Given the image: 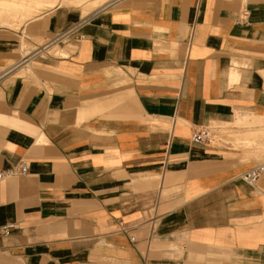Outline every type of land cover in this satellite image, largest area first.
Returning a JSON list of instances; mask_svg holds the SVG:
<instances>
[{
	"label": "crops",
	"instance_id": "1",
	"mask_svg": "<svg viewBox=\"0 0 264 264\" xmlns=\"http://www.w3.org/2000/svg\"><path fill=\"white\" fill-rule=\"evenodd\" d=\"M83 19L66 55L32 51ZM261 119L264 0L0 25V170L28 164L0 181V264H264V175L241 179L264 163Z\"/></svg>",
	"mask_w": 264,
	"mask_h": 264
},
{
	"label": "built area",
	"instance_id": "2",
	"mask_svg": "<svg viewBox=\"0 0 264 264\" xmlns=\"http://www.w3.org/2000/svg\"><path fill=\"white\" fill-rule=\"evenodd\" d=\"M83 20L73 24L69 28L63 30L62 32L56 34L53 38L50 40H47L39 46H37L34 50H32L34 53H47V54H54L56 55L58 48L62 44L69 43V41L75 37L77 40H80L82 38V35L80 34V28L83 25ZM191 141L194 144H209L211 142V135L207 128L199 127L198 129L194 130ZM28 171V164L25 160H20L16 166H14L11 169L8 170H0V181L7 178L10 175H24ZM264 175V163L257 164L253 166L251 169L246 171L244 174H242L241 179L246 182L247 184L253 185L256 180ZM14 224H5L0 226V235L7 236L9 235L14 229ZM133 240V238H131Z\"/></svg>",
	"mask_w": 264,
	"mask_h": 264
},
{
	"label": "bare ground",
	"instance_id": "3",
	"mask_svg": "<svg viewBox=\"0 0 264 264\" xmlns=\"http://www.w3.org/2000/svg\"><path fill=\"white\" fill-rule=\"evenodd\" d=\"M104 2H109V0L107 1L104 0ZM61 5H66L70 7H81L82 14L84 16H86V14H89V12H93L94 10L96 11L97 10L96 8H99L98 6L104 7V3L102 0H0V25H7L12 27L14 26V28H18L26 21L35 17L40 12L41 9L53 8L55 6H61ZM84 20L85 19H83V21ZM23 42L21 44H23ZM66 53H67L66 51L59 50L57 54L66 55ZM262 121H264V119L263 120L261 119V122ZM262 136L264 139V131L262 132ZM257 140L261 143L259 139ZM257 146H259L258 143ZM258 148L261 147L259 146Z\"/></svg>",
	"mask_w": 264,
	"mask_h": 264
},
{
	"label": "rangeland",
	"instance_id": "4",
	"mask_svg": "<svg viewBox=\"0 0 264 264\" xmlns=\"http://www.w3.org/2000/svg\"><path fill=\"white\" fill-rule=\"evenodd\" d=\"M102 1H103V3H104V7H105V6H107L108 4H110V3H112L113 1H116V0H111V1L109 0V2H104V0H102ZM105 1H107V0H105ZM61 6H63V7H67V8L70 7V6H66V5H61ZM98 7H99V8H96V9H97L96 11L94 10L93 12H89V14H90V13H95V12L101 10L102 8H104V7H102V6H98ZM75 8H80V9H81V7H75ZM44 9H49V8H43V9L40 10V12H41L42 10H44ZM81 11H82V10H81ZM40 12H39V13H40ZM39 13H38V14H39ZM86 15H88V14H86ZM9 27L14 28V26H13V27H12V26H9ZM22 42H23V41H22ZM25 46H26V45L24 44L23 47H25ZM25 49H26V47H25ZM27 50H28V48H27L25 51H27ZM59 50H60V48H58L57 53H58ZM57 53H56V54H57ZM57 55H58V54H57Z\"/></svg>",
	"mask_w": 264,
	"mask_h": 264
}]
</instances>
